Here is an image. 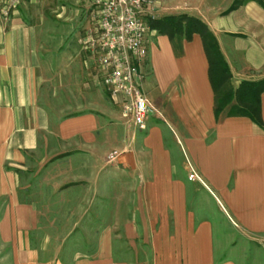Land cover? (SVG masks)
<instances>
[{
    "label": "crops",
    "instance_id": "1",
    "mask_svg": "<svg viewBox=\"0 0 264 264\" xmlns=\"http://www.w3.org/2000/svg\"><path fill=\"white\" fill-rule=\"evenodd\" d=\"M152 1L207 24L233 88L264 78V0ZM43 43L0 11V264H264V129L216 120L201 36L148 26L145 129L102 81L89 110L53 114Z\"/></svg>",
    "mask_w": 264,
    "mask_h": 264
},
{
    "label": "rangeland",
    "instance_id": "2",
    "mask_svg": "<svg viewBox=\"0 0 264 264\" xmlns=\"http://www.w3.org/2000/svg\"><path fill=\"white\" fill-rule=\"evenodd\" d=\"M92 2L22 0L17 6L42 28L45 46L41 54L48 61L45 71L47 88L44 94L42 92V98L58 117L89 110L93 102L98 101L97 89L106 97L98 56L83 43L87 29L92 25ZM232 90L231 78L226 79L220 84L218 95L225 99ZM237 105L246 107L247 102L238 101Z\"/></svg>",
    "mask_w": 264,
    "mask_h": 264
},
{
    "label": "built area",
    "instance_id": "3",
    "mask_svg": "<svg viewBox=\"0 0 264 264\" xmlns=\"http://www.w3.org/2000/svg\"><path fill=\"white\" fill-rule=\"evenodd\" d=\"M20 2L2 0L3 18L7 19ZM92 5V25L83 39L84 47L98 56L102 83L121 113L135 127L145 129L146 118L155 109L142 92L140 65L147 56L145 18L154 10L155 1L93 0Z\"/></svg>",
    "mask_w": 264,
    "mask_h": 264
},
{
    "label": "trees",
    "instance_id": "4",
    "mask_svg": "<svg viewBox=\"0 0 264 264\" xmlns=\"http://www.w3.org/2000/svg\"><path fill=\"white\" fill-rule=\"evenodd\" d=\"M239 0H235L234 7ZM146 22L150 28L172 38L175 34H186L189 38L192 33L201 36L203 47L209 61V78L215 94L214 115L217 121L227 116H247L258 126L264 129V123L260 115V94L264 90V78L259 80H242L232 93L225 99L219 97L220 84L231 77V73L223 55L219 49L216 37L210 31L207 24L198 17L175 14L165 15L159 18L146 16ZM245 100L247 106L237 105L238 101Z\"/></svg>",
    "mask_w": 264,
    "mask_h": 264
}]
</instances>
